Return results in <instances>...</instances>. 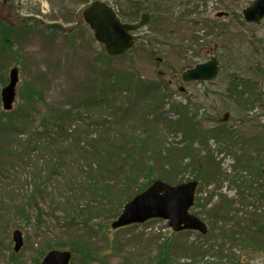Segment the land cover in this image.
Instances as JSON below:
<instances>
[{
  "label": "rangeland",
  "instance_id": "obj_1",
  "mask_svg": "<svg viewBox=\"0 0 264 264\" xmlns=\"http://www.w3.org/2000/svg\"><path fill=\"white\" fill-rule=\"evenodd\" d=\"M97 1L125 7V0ZM162 1L142 12L151 18L134 48L110 58L84 23L81 0H0L3 127L19 113L17 135L0 131V264H41L55 249L70 251L71 264H264V79L253 107L227 92L234 51L246 54L244 68L259 61L264 68L262 56L252 64L247 57L250 44L264 53V21L242 18L254 0ZM215 44L218 78L183 82ZM13 68L19 83L8 117L1 91ZM221 128L235 144L209 133ZM91 141L99 142L94 151L107 152L106 141L120 146L119 169L131 176L152 167L154 180L176 184L220 168L222 178L213 179L221 184L199 179L191 210L209 232L176 233L164 220L112 229L140 185H117L125 178L114 179L113 163L93 154ZM15 230L23 235L18 252Z\"/></svg>",
  "mask_w": 264,
  "mask_h": 264
},
{
  "label": "water",
  "instance_id": "obj_2",
  "mask_svg": "<svg viewBox=\"0 0 264 264\" xmlns=\"http://www.w3.org/2000/svg\"><path fill=\"white\" fill-rule=\"evenodd\" d=\"M245 21L259 25L264 19V0H254L243 10ZM85 23L94 34L95 39L104 45L108 55L122 56L135 45L133 33L149 23V16L142 15L136 24L123 23L112 6L105 2L95 1L83 11ZM220 62L217 56H212L205 63L198 64L193 69L183 73L185 82H210L219 74ZM19 72L14 68L10 72L7 86L2 89L1 98L3 109L11 111L17 95ZM264 173V170H263ZM197 182L180 185H170L157 180L144 192L128 202L120 217L112 224V229L144 224L152 219H162L169 222L175 232L185 230L207 233L206 224L196 216L190 214L195 202ZM15 251L23 246V235L16 230L13 233ZM72 253L69 251H50L41 264H70Z\"/></svg>",
  "mask_w": 264,
  "mask_h": 264
},
{
  "label": "trees",
  "instance_id": "obj_3",
  "mask_svg": "<svg viewBox=\"0 0 264 264\" xmlns=\"http://www.w3.org/2000/svg\"><path fill=\"white\" fill-rule=\"evenodd\" d=\"M81 2L86 6L90 3L89 0H81ZM162 3H163L162 0H161V3H158L157 1H154V0H125V5H124L125 7L118 11V15L122 19V21H124L126 23H135L138 21L140 14L142 12H144L147 8L152 6V8L158 10L159 7H161ZM121 7H123V5H121ZM248 51H250V53L252 54L251 57L247 56L249 59V63H251V64L254 63L251 61V59H253V58L255 59V57L262 56L264 58V53L258 50L257 44H256V48H254L253 44H250ZM206 54H208V52H206ZM123 56L115 57V58H121ZM110 58H113V57H110ZM245 59H246V54L243 55V53H241V52L236 53L235 51L232 53V66H231L232 73L229 75L228 84H227V92L230 94V96L234 97L237 104L244 107V109L248 108L246 106L253 107L254 104H256L257 102L260 101L262 96L259 94L260 92H259V90H257L256 85H257V81H260V79H264V68L262 67L261 61L257 62L256 67H253L252 69H250L247 66V67H245L246 68L245 69L243 66H241L243 63L244 64L247 63V61ZM258 60H256V61H258ZM246 70H247V72H246ZM246 88H248V89L246 90ZM245 95H247L249 98L245 97ZM13 110L10 112H3V114H5L7 116L9 115L8 117H10L12 115V113H15V112H13ZM24 111H25V109H21L20 117L22 119L28 118L26 116L27 112H24ZM17 116H19V113H15V115L12 116V118H9V122H6L8 125L7 124L4 125L5 128L3 127V122H2L4 120L2 119V117H0V131L2 132V130H3V132H5V133L6 132L7 133H14V135H17V133H19V131H18V123L19 122H16ZM184 116H187V115L184 113ZM224 118L226 119V117H224ZM173 126L178 130H183V128L186 129V127L183 126L182 124H180L179 122L173 123ZM209 133L214 134L213 138L218 139L220 142H221V140H220V138H218L217 134L223 133L221 135H223L225 137L226 146H230L231 143L235 144L233 142V138L231 136V133L227 132L224 128L217 129L216 131L214 130L213 132L210 131ZM205 135H206V133H205ZM186 138L189 139L190 138L189 135H186ZM72 139L74 141V145H77L78 143L76 142V139L72 137L71 141H72ZM96 143H97V141H91L88 144V146H89L88 148L93 150L92 153L96 154V155L105 154V155H103V157L106 158L107 160H110V162L113 163V165H114V167H113L114 179H118L120 177L125 178L124 184L117 182V185H140V188L137 189V191H136V194H139L140 192L145 190L153 182L154 179L151 175L152 167H150L148 170H143L142 174H139L136 176H131L132 174L130 175V173L125 172V170L119 169V168H123V166H124L123 164L126 161V157L123 158L122 155L115 153V151H120L122 149L120 146H117L116 143L106 141V144L108 146L107 152H105L103 148H101V151H94V149L97 148L99 142L97 144ZM175 148H174V150L177 149V148L176 149ZM186 149H187V152H189V154L186 156H189L191 153H194L192 145L188 146ZM81 150L84 151V149H81ZM158 153H159V156H161V157L164 155L162 153V151H158ZM171 154H173V153H171ZM115 155H116V157H115ZM164 156H163V159H165ZM198 161H200V160H198ZM249 167H250L249 164L245 165V168H249ZM219 169L220 168H218L215 165L214 170H212V171L204 172L202 170L200 172H197V175H195V180L199 184L201 183V181H203V185L205 187L209 186L210 180H213V182H214V179L217 180L218 177L222 178V173ZM146 171H148V172H146ZM199 179L201 180L200 182H199ZM160 180H162V179H160ZM174 180H176V179H174ZM163 181H166L170 184L173 183L172 181H167V180H163ZM218 182H214V183H216L217 185L221 184V179ZM110 183H113V182H110ZM176 184H181V182H176ZM127 187L128 186H124V188H127ZM133 197L134 196H131V195L126 196L125 201L128 202ZM221 200H222L221 204L224 207L226 206V208H227L231 205L228 200L227 201L223 200V198H221ZM120 208H123V206ZM226 208L223 209L224 212L229 211V208H227V209ZM220 213H222V211ZM224 216H226V215H223V217ZM236 226H238V225H236ZM199 254L194 255L193 258H195V256H198Z\"/></svg>",
  "mask_w": 264,
  "mask_h": 264
}]
</instances>
